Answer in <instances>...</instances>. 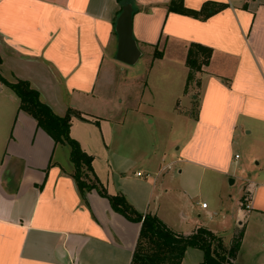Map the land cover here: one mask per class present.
Returning a JSON list of instances; mask_svg holds the SVG:
<instances>
[{"label":"crops","instance_id":"0c3cea01","mask_svg":"<svg viewBox=\"0 0 264 264\" xmlns=\"http://www.w3.org/2000/svg\"><path fill=\"white\" fill-rule=\"evenodd\" d=\"M170 1L0 0V72L28 80L56 114L81 112L70 135L109 194L175 232L205 226L229 247L242 218L264 221V0H184L226 5L205 19L169 11ZM126 3L142 64L116 58ZM192 42L213 54L186 88ZM19 104L0 80V264H131L141 223L97 189L83 196L70 147ZM236 136L249 147L248 178L231 153ZM224 177L252 183L249 209L238 201L245 184L233 197ZM200 250L188 248L181 264L202 261ZM254 254L264 264V239Z\"/></svg>","mask_w":264,"mask_h":264},{"label":"trees","instance_id":"16d2710c","mask_svg":"<svg viewBox=\"0 0 264 264\" xmlns=\"http://www.w3.org/2000/svg\"><path fill=\"white\" fill-rule=\"evenodd\" d=\"M223 3L206 2L200 10L184 5V0H171L168 10L196 18L205 19L223 9ZM212 48L200 43L189 45L186 64L189 67L188 85L199 84L197 73L209 65ZM156 57L163 52L156 49ZM1 61V57H0ZM0 80L9 86L19 97V110L29 113L56 143H64L70 147V159L74 165L73 178L80 193L85 196L92 189L107 197L112 208L126 216L129 220L140 222L141 229L131 264H181L188 248H199L204 252L201 264H234L240 250L243 233L235 234L227 247L223 237L205 226H199L189 234L173 231L156 214L145 215L138 212L122 194L111 195L96 176L93 168V155L87 153L80 143L71 137L70 128L73 117L85 119L81 112L69 109L65 115L56 114L53 109L42 101L40 92L26 79L7 80L0 72Z\"/></svg>","mask_w":264,"mask_h":264},{"label":"rangeland","instance_id":"374dc122","mask_svg":"<svg viewBox=\"0 0 264 264\" xmlns=\"http://www.w3.org/2000/svg\"><path fill=\"white\" fill-rule=\"evenodd\" d=\"M145 62V58L144 56H142L139 60V64H142ZM128 68V66H125ZM197 110V105L194 104L193 105V111L196 112ZM248 145L245 143L243 144L241 139L236 136L235 137V141L231 147V153L233 154V156L238 153L239 154V158L237 159V163L238 165L240 164V169L238 170V175H242L243 177H250L248 175V170H251V168L254 167L252 160L248 157L249 156V149H248ZM245 164H248L249 167ZM261 168L263 167L260 166ZM242 168H244V170H242ZM255 177V176H254ZM229 177L228 179H226V177L223 178V183H219V187L221 189V191L223 193L226 194H230L233 197H238L240 189H241V184H245L244 189H243V193H242V197L240 200L242 207L246 209V205L247 203V197H249V191L247 190L249 188V186L252 185L251 182H248V184L246 185L247 182H241V180H239V178H237V181L234 185H228L227 183H229L230 181ZM208 185V184H207ZM245 206V207H243ZM244 220V223L241 225L242 230L241 232L243 233L242 236V245H241V249H240V253L237 259V264H254V260H255V250L257 248V246L260 245L261 240L264 239V221L262 219H257V218H247L246 220L244 218H242ZM201 251V250H200ZM199 253H203V252H199ZM200 258V257H199ZM196 259L195 258H191L188 260L187 263L189 264H201L202 261H200L199 263H196Z\"/></svg>","mask_w":264,"mask_h":264},{"label":"water","instance_id":"95a60500","mask_svg":"<svg viewBox=\"0 0 264 264\" xmlns=\"http://www.w3.org/2000/svg\"><path fill=\"white\" fill-rule=\"evenodd\" d=\"M115 31L117 34L116 58L125 64H135L142 55V51L133 35V6L126 3L119 14ZM231 183L234 179L231 178Z\"/></svg>","mask_w":264,"mask_h":264},{"label":"built area","instance_id":"2783aa9c","mask_svg":"<svg viewBox=\"0 0 264 264\" xmlns=\"http://www.w3.org/2000/svg\"><path fill=\"white\" fill-rule=\"evenodd\" d=\"M238 158H239V154H236V155H235V159L237 160ZM141 174H142V172H138V175H141ZM201 206L205 208V207H207V203H206V202L201 203ZM246 208L249 209V208H250V205L247 204V205H246Z\"/></svg>","mask_w":264,"mask_h":264}]
</instances>
